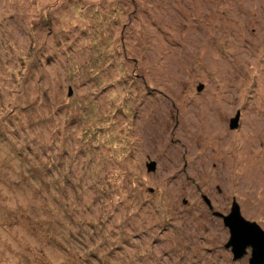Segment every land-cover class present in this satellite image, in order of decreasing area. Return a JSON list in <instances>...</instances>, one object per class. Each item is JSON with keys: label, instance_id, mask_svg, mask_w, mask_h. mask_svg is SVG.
I'll return each mask as SVG.
<instances>
[{"label": "rangeland", "instance_id": "obj_1", "mask_svg": "<svg viewBox=\"0 0 264 264\" xmlns=\"http://www.w3.org/2000/svg\"><path fill=\"white\" fill-rule=\"evenodd\" d=\"M233 202L264 229V0H0V264H249Z\"/></svg>", "mask_w": 264, "mask_h": 264}, {"label": "water", "instance_id": "obj_2", "mask_svg": "<svg viewBox=\"0 0 264 264\" xmlns=\"http://www.w3.org/2000/svg\"><path fill=\"white\" fill-rule=\"evenodd\" d=\"M238 114L230 119V127L237 126ZM148 169L154 168L155 162L147 163ZM208 204L210 201L204 195ZM222 217L223 224L229 229V237L225 246H230L233 257L239 258L251 247L249 264H264V229L254 220L245 218L239 210L238 204L233 202L230 212L222 213L215 211Z\"/></svg>", "mask_w": 264, "mask_h": 264}, {"label": "flooded vegetation", "instance_id": "obj_3", "mask_svg": "<svg viewBox=\"0 0 264 264\" xmlns=\"http://www.w3.org/2000/svg\"><path fill=\"white\" fill-rule=\"evenodd\" d=\"M210 204H211V203H210ZM210 204L207 203V205H210ZM211 207H212V206H211Z\"/></svg>", "mask_w": 264, "mask_h": 264}]
</instances>
